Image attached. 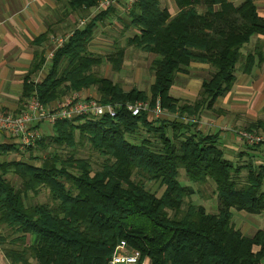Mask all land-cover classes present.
Listing matches in <instances>:
<instances>
[{
	"label": "trees",
	"instance_id": "obj_1",
	"mask_svg": "<svg viewBox=\"0 0 264 264\" xmlns=\"http://www.w3.org/2000/svg\"><path fill=\"white\" fill-rule=\"evenodd\" d=\"M96 2L68 0L77 13L87 12ZM173 2L174 14L159 0H138L127 14L129 25L136 29L127 42L155 54L148 91L125 90L93 71L105 57L94 56L87 46L94 28L114 12L113 7L75 29L54 52L35 84L42 103L95 88V96L103 102L148 100L153 107L158 100L170 116L153 119L150 113L131 115L121 110L114 118L56 122L52 141L75 146L78 131L103 158L94 171L88 159L72 154L63 158L53 153L40 164L0 161V225L11 230L9 245H4L2 235L0 244L11 264H30L31 259L37 264H106L121 240L140 252L137 264L144 258L148 264H264V230L243 235L233 226L230 211L264 210V164H235L225 158L219 133H204L190 119H198L204 109L213 110L218 98L228 93L239 61L246 74L264 61L257 45L254 51L241 53L252 35L264 37V19L253 0ZM48 35V31L39 35L34 44L42 46ZM44 55V49L34 50L30 74L46 63ZM122 56L120 50L105 60L118 69ZM191 63L209 64L214 70L202 80L197 99L180 102L172 86L177 73ZM33 89L26 77L22 97ZM244 129L264 131V120L249 122ZM142 131L149 136H141ZM43 142L41 137L38 147ZM16 151L15 143H0V154ZM180 168L192 182H214L216 213L185 200L194 190L180 183ZM242 168L245 174L240 179ZM10 172L20 178L19 187L7 179ZM142 179L157 182L162 193L158 196L146 188ZM41 186L48 188L53 205L27 201L28 193H37Z\"/></svg>",
	"mask_w": 264,
	"mask_h": 264
},
{
	"label": "rangeland",
	"instance_id": "obj_2",
	"mask_svg": "<svg viewBox=\"0 0 264 264\" xmlns=\"http://www.w3.org/2000/svg\"><path fill=\"white\" fill-rule=\"evenodd\" d=\"M241 0H233V2L238 3ZM258 14L264 19V0H253ZM160 5L162 7H167L171 14H174L176 11V7L174 5L173 0H159ZM73 18L70 19L69 25L64 28H60L53 32L54 36L64 35L74 28H76L78 19L80 18H88V12H72ZM91 18L88 19V21ZM128 15L123 13L117 8H114V12H112L109 16L104 18L103 21L99 22L97 26L94 28L93 37L88 43V51L94 56H110V54L114 55L117 50H122V62L118 69H115L111 61L105 60L93 66V71L95 74L99 76H105L113 81L118 82L122 88L125 87L127 89L131 87H136L140 90L148 91L149 85L153 81V72L150 69L151 61L155 57V54L150 52H145L141 49L134 47L133 45L127 42L128 38H130L135 32L136 29L129 25ZM51 45V44H50ZM254 45H257L263 53L264 56V37L252 35L250 37L249 42L245 43L241 47V53L245 55L247 52L254 51ZM264 58V57H263ZM49 63L45 65V71L48 69ZM241 63L240 61L236 64L235 75L243 74L241 72ZM258 68V72L255 74H249V79L247 80L246 85L243 86V91H246L248 88L253 89L255 95V102L261 101L264 102V61L260 62L258 65H254V67ZM213 67L209 64L202 63H191L186 71L177 73L175 77V81L172 88V94L180 98V102L188 101L193 102L195 99L199 97L201 91V82L203 79H207L210 77L213 72ZM45 74V73H44ZM258 78L261 80L260 85L256 88L250 86L251 83ZM249 81V83H248ZM232 88V87H231ZM231 90V89H230ZM73 92V91H72ZM84 95L95 96V88L82 90ZM231 92V91H230ZM233 96V95H232ZM250 94L248 93H235V98H229V102L231 105L235 106V113L228 112L225 109L217 106L215 104V108L213 110L204 109L201 112V115L198 119L196 117H191L193 121L196 122L198 126L201 125L202 115L210 114L212 116L219 117L220 115L224 116L223 120H226L224 123H220L222 126H226L227 129H219L218 130L224 133H231L232 130L244 129V127L254 120H264V106L261 110H252L247 105H244L247 101ZM169 115L166 111L161 109V115L167 116ZM153 117V115H151ZM170 116V115H169ZM158 117V118H159ZM157 117H153L156 119ZM229 118V122L227 119ZM235 118V119H234ZM253 119V120H252ZM47 123H39L37 125V129L40 132V138L43 137L45 142L44 145L38 147L37 142L34 145L23 149L19 152H9L7 154H0V161L2 160H24L34 164H40L42 159L50 156L53 153L59 154V156L65 158L69 155H74L79 158H86L90 161L92 165L93 171L99 169L103 158L98 154L96 150L92 148L89 142L81 137L78 134V131L75 133V146H68L66 144H56L50 136L53 135V131H48L41 128V125ZM49 125V124H47ZM213 125V124H211ZM51 126V125H49ZM197 126V127H198ZM210 129L206 128L203 131L208 132ZM255 130V129H254ZM261 129H257L255 131H260ZM141 136H149L148 133L142 131ZM151 137V136H150ZM6 139V135L0 131V142ZM7 142H12L10 138H8ZM13 143V142H12ZM220 143V147L224 151V157L235 162V164H245L249 163L251 165H257L260 163L264 164V145H259L255 148V146H248L246 144L240 143L239 147L242 149L241 151L233 150V148H229L230 143L228 144ZM228 145V146H227ZM251 147V148H250ZM247 152V153H246ZM35 157V158H34ZM240 179L243 178L245 174V169L242 168L240 170ZM7 179L10 180L11 184L15 187L20 186V178L13 174L8 173ZM139 179V178H138ZM178 179L182 185H188L193 188L194 192L185 198L187 202H193L197 205H202L206 209V211L210 213H216L218 210V199L215 194V184L211 179H208L204 183L192 182L188 180L185 172L182 168L179 169ZM145 183L146 188L151 191L156 192L159 196L163 187H159L157 182L148 181L142 179ZM69 186V184H66ZM264 189V184L261 187ZM27 201L30 203H47L48 205H53L54 202L50 198L48 188L41 186L37 193H28ZM231 211V221L235 228L239 229L243 235L250 236L256 229L264 230V210L260 214H249L243 211H236L234 209H230ZM171 214V211H168ZM243 212V213H240ZM11 230L4 226L0 225V235L6 236L5 246L9 245V240L11 237H7V234H10ZM12 235V234H11ZM15 236V235H12ZM1 253H3L2 245L0 244ZM5 261L10 263L8 259L4 256ZM30 264H37L34 260H30ZM11 264V263H10Z\"/></svg>",
	"mask_w": 264,
	"mask_h": 264
},
{
	"label": "crops",
	"instance_id": "obj_3",
	"mask_svg": "<svg viewBox=\"0 0 264 264\" xmlns=\"http://www.w3.org/2000/svg\"><path fill=\"white\" fill-rule=\"evenodd\" d=\"M71 11L74 12L69 7L68 0H0L1 109L17 113L24 108L26 101V98L22 97L24 79L27 77V82H30L37 74H30L29 72V67L34 56V50L44 49V56H46V53L51 48L53 39L55 38L53 32L69 25L70 19L73 18ZM87 12L88 16L92 15L91 8L88 9ZM92 17L93 15L90 18ZM46 31L49 32L48 39L42 44V46H36L34 44L35 39ZM257 72L258 68L255 66L248 74L243 73L238 76L235 75L231 90H229L226 95L218 98L216 102L217 106L228 112L235 113V106L230 104L229 98H235V93L238 92L250 94L244 105H247L252 110L263 109L264 102H255V91L253 89L248 88L246 91H243V86L246 85L247 80L249 79V74H255ZM260 83L261 80L256 78L254 83H251L250 86L256 88ZM132 88L134 87L129 89ZM123 89L129 90L125 87H123ZM201 119V125L198 126V128L202 131L206 128L210 129L208 132L203 131L204 133L218 132L219 145L220 143L222 144L223 141V144L225 145L230 143V146H227L233 148V150H242L238 148L240 142L234 139L232 133H224L217 129V127L219 129H228L226 126L220 125V123L226 122V120H223L224 116L220 115L215 118L210 114H205L202 115ZM228 120L229 118L227 121ZM42 127L48 131H53L54 133V125L49 126L44 124L41 125V128ZM8 138L9 137L6 136V139L0 143L7 142ZM1 252L0 249V256L2 257L4 264H10L5 261L4 254Z\"/></svg>",
	"mask_w": 264,
	"mask_h": 264
},
{
	"label": "built area",
	"instance_id": "obj_4",
	"mask_svg": "<svg viewBox=\"0 0 264 264\" xmlns=\"http://www.w3.org/2000/svg\"><path fill=\"white\" fill-rule=\"evenodd\" d=\"M138 0H97L91 7L92 15H96L111 7L118 8L120 12L128 14ZM88 18L78 19L76 28L70 32L56 36L52 46L46 53V63L50 62L54 52L63 47L75 29L83 28L87 25ZM37 71L35 77L30 81L34 84V89L26 98L24 108L17 112L6 111L0 108V131L8 136L16 144L19 151L35 144L40 139V132L37 129L39 123L54 125L61 120H72L83 117L86 119L110 117L114 118L122 111L129 112L131 115H138L146 112L159 117L161 109L158 100L151 107L148 100H136L134 102H103L99 97L84 95L81 91H73L62 98L44 104L37 95L35 84H37L45 73V65ZM228 130V129H227ZM234 139L248 146L264 145V131L255 130H232ZM140 260V252L127 245L124 240L119 241L112 250L106 264H137ZM0 264H4L0 256ZM140 264H148V258H144Z\"/></svg>",
	"mask_w": 264,
	"mask_h": 264
}]
</instances>
